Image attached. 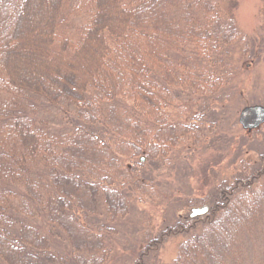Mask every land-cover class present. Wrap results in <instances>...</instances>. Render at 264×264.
<instances>
[{"label":"trees","instance_id":"obj_1","mask_svg":"<svg viewBox=\"0 0 264 264\" xmlns=\"http://www.w3.org/2000/svg\"><path fill=\"white\" fill-rule=\"evenodd\" d=\"M223 5L0 0V264L108 261L117 218L163 197L169 177L190 178L197 147L214 181L176 199L209 211L169 209L132 263L149 264L172 235L184 238L169 264L245 259L264 222V137L253 159L239 144L236 171L218 176L234 138L236 46L255 45Z\"/></svg>","mask_w":264,"mask_h":264},{"label":"rangeland","instance_id":"obj_2","mask_svg":"<svg viewBox=\"0 0 264 264\" xmlns=\"http://www.w3.org/2000/svg\"><path fill=\"white\" fill-rule=\"evenodd\" d=\"M223 1L225 2L223 6L226 11H229L235 17L237 26L250 34L248 36L255 39V45L253 43L246 45L243 42L236 46L238 51L234 57L240 67L235 77V87L230 89L233 92V96L228 98L231 104L228 102L229 106L226 108L228 109L227 116L231 115V112L235 113L232 121L226 119L230 126H233L232 136L234 138H232L228 149V151H231L229 156L216 164L217 169H220L218 170L220 172L219 177L227 174L231 175L236 171L237 165H229L228 160L238 149L239 144L242 145L243 154L253 159L258 155V149L261 147L260 138L264 137V123L257 129L249 130L244 128L239 121L241 108L250 104H264V40H262V36H264V0ZM227 92L230 91L226 90V95H223V97H228L231 94ZM55 120L57 121V119ZM193 152L194 168H192V171L191 168L188 169L191 171L189 173L190 178L184 179L185 176L182 177V174L174 173L175 176L169 177L171 186L169 184H167L168 186L160 185L163 190L161 195L163 197L153 199L144 196L142 199H137L130 205L129 213L117 218V231L109 233V238L106 237L108 239L106 245H104V251L109 256V258L107 257L108 261H102L100 264H133L131 259L135 257L136 249L138 251V248L143 246V235L148 230L156 232L166 218L164 216H168L169 209L173 211L174 206L178 205L176 210L179 211V214L190 211V208L178 204L180 201L176 199L177 194L189 195L194 193L200 195L205 193L206 189L211 186L214 179L212 175H204L205 171L202 168L204 159L211 153L210 150L204 152L202 147H197ZM182 185L183 188H181ZM183 238L182 235L169 236L154 255L148 256L147 262L149 264H169L173 259L172 257L176 255ZM244 242L248 251L245 253V259L240 257L237 264H264V222L260 224L257 231L247 234Z\"/></svg>","mask_w":264,"mask_h":264},{"label":"water","instance_id":"obj_3","mask_svg":"<svg viewBox=\"0 0 264 264\" xmlns=\"http://www.w3.org/2000/svg\"><path fill=\"white\" fill-rule=\"evenodd\" d=\"M239 121L244 128L249 130L259 127L264 123V105L257 103L244 106L241 108ZM209 209L210 206L208 204H198V206L190 208L189 215L190 217H197L206 214Z\"/></svg>","mask_w":264,"mask_h":264}]
</instances>
